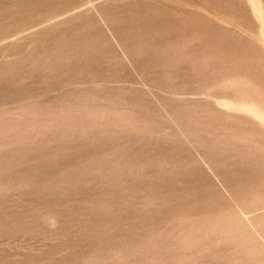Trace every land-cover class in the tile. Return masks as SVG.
Listing matches in <instances>:
<instances>
[{"label":"rangeland","instance_id":"374dc122","mask_svg":"<svg viewBox=\"0 0 264 264\" xmlns=\"http://www.w3.org/2000/svg\"><path fill=\"white\" fill-rule=\"evenodd\" d=\"M0 264H264V0H0Z\"/></svg>","mask_w":264,"mask_h":264}]
</instances>
